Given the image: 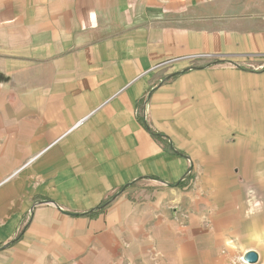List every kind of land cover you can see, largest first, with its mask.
I'll use <instances>...</instances> for the list:
<instances>
[{"label":"crops","instance_id":"obj_1","mask_svg":"<svg viewBox=\"0 0 264 264\" xmlns=\"http://www.w3.org/2000/svg\"><path fill=\"white\" fill-rule=\"evenodd\" d=\"M248 56L264 0H0V264L262 261Z\"/></svg>","mask_w":264,"mask_h":264},{"label":"rangeland","instance_id":"obj_2","mask_svg":"<svg viewBox=\"0 0 264 264\" xmlns=\"http://www.w3.org/2000/svg\"><path fill=\"white\" fill-rule=\"evenodd\" d=\"M209 61H211L210 59H208ZM246 60L248 61L246 63V68L248 69H253L256 70V68L260 67L258 70L264 68V61H260L257 58H246ZM254 67V68H253ZM254 165V164H253ZM260 165L263 166V172H264V162H260ZM228 247H232L235 251V255L232 258L231 264H248L246 262H244L243 260V256L246 252L245 248L237 246V244H235V246L233 245H228ZM258 264H264V258H262V261L260 260V262Z\"/></svg>","mask_w":264,"mask_h":264},{"label":"water","instance_id":"obj_3","mask_svg":"<svg viewBox=\"0 0 264 264\" xmlns=\"http://www.w3.org/2000/svg\"><path fill=\"white\" fill-rule=\"evenodd\" d=\"M44 203L47 204H52L53 202L51 201H46ZM243 260L244 262L248 263V264H257L259 262V255L257 252L255 251H248L246 252V254L243 256Z\"/></svg>","mask_w":264,"mask_h":264},{"label":"trees","instance_id":"obj_4","mask_svg":"<svg viewBox=\"0 0 264 264\" xmlns=\"http://www.w3.org/2000/svg\"><path fill=\"white\" fill-rule=\"evenodd\" d=\"M182 184H183V181H180V182H178V183H176V184H172L171 187H179V186H181ZM131 185H133V182L130 183V184H128V185L125 186L124 188H127V187H129V186H131ZM112 199H113V197L109 198V199H108L107 201H105L102 205H100V206L98 207V209L101 210V209L105 208V207H106V206L112 201Z\"/></svg>","mask_w":264,"mask_h":264},{"label":"built area","instance_id":"obj_5","mask_svg":"<svg viewBox=\"0 0 264 264\" xmlns=\"http://www.w3.org/2000/svg\"><path fill=\"white\" fill-rule=\"evenodd\" d=\"M196 58H201L199 56H197ZM248 58H255V57H252V56H248ZM254 68V67H253ZM260 67L256 68V69H259Z\"/></svg>","mask_w":264,"mask_h":264},{"label":"clouds","instance_id":"obj_6","mask_svg":"<svg viewBox=\"0 0 264 264\" xmlns=\"http://www.w3.org/2000/svg\"><path fill=\"white\" fill-rule=\"evenodd\" d=\"M91 15H93V16H94V13H93V14H91Z\"/></svg>","mask_w":264,"mask_h":264}]
</instances>
